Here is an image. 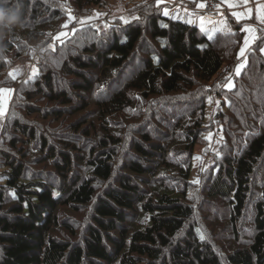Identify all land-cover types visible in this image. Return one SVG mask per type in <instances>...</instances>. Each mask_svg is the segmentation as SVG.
Masks as SVG:
<instances>
[{"label":"trees","instance_id":"obj_1","mask_svg":"<svg viewBox=\"0 0 264 264\" xmlns=\"http://www.w3.org/2000/svg\"><path fill=\"white\" fill-rule=\"evenodd\" d=\"M81 1L99 5L104 0ZM182 2L192 9L199 0ZM156 4L153 1L147 10L149 14H143L142 25H128L119 36L113 35L109 44L84 49L89 51L86 59L71 56L68 63L62 65L64 75L72 79L71 87L88 93L96 87L89 77L90 72L111 73L136 63L137 70L123 87L98 104L104 122L108 115L135 107L137 96L143 101L177 93L197 96L199 84L211 81L223 66L231 73L238 60L243 24L228 13L226 22L233 35L217 34L209 39L197 25L163 16L161 10L166 3L162 2L159 7ZM257 31V38L247 51L245 65L234 75L233 86L244 95L253 94L255 109L264 112V56L258 47L264 40V26L258 25ZM21 32L31 33L26 29ZM144 39L154 43V47L141 52ZM5 50L10 53L14 49L11 46ZM71 63L73 68L68 65ZM5 69V62L1 60L0 71ZM42 79L43 83L34 80L30 86H47L49 90L44 92V97L48 101L70 103L65 91L54 90L49 73L43 74ZM27 110L37 112L30 106ZM50 114L60 116L61 110L54 107ZM168 117L173 122L164 123L172 132L162 141L140 134L141 140L133 141L136 156L123 167L127 172H117L115 176L112 166L115 152L110 146H119L122 139L103 125L101 151L89 163L94 178L107 181L98 196L92 181L79 175L67 183L46 185L43 181L24 178L19 163L6 161L0 169V186L5 188V193L0 192V203L8 197L13 203L6 213H0V264H221L214 250L199 239L194 228L179 237L193 214L192 207L183 201L188 190V156L198 144L205 124V98L184 114ZM257 119L258 131L247 139L236 159L219 169L207 188L208 197L229 199L230 221L235 228L246 209L254 166L264 154V122L260 117ZM74 125L75 129L79 127ZM14 126L27 135L33 132L25 126ZM38 138L42 143L43 137L38 135ZM57 168L62 173L67 170L63 164ZM141 184L147 189L141 188ZM95 196L94 225L87 227V236L81 245L49 235L57 222L55 212L59 206H84ZM261 196L264 200V187ZM253 209L252 239L247 248L227 254L229 264H264V201L255 202Z\"/></svg>","mask_w":264,"mask_h":264},{"label":"rangeland","instance_id":"obj_2","mask_svg":"<svg viewBox=\"0 0 264 264\" xmlns=\"http://www.w3.org/2000/svg\"><path fill=\"white\" fill-rule=\"evenodd\" d=\"M153 1L157 2L104 0L99 5H93L81 0H0V61L3 60L6 65V69L0 71V89L12 90L5 96L4 111L0 115V169L6 165V161L19 163L24 178L43 181L46 185L63 184V181L67 183L79 175L92 181L96 194L101 193L107 181L95 179L89 163L101 151L99 141L105 132L103 125H107L113 135H120L122 139L119 146H110L115 152L112 159L115 176L117 172H127L123 167L131 157L136 156L133 141L141 140L140 134H149L153 141H162L165 135L172 132L164 123L173 122L168 116L181 112L184 114L193 104L205 98V124L200 131L198 144L194 145L188 156V190L183 201L192 207L193 214L186 221L179 237H184L189 228H194L199 239L214 250L220 263L229 264L227 254L235 249L247 248L254 233L253 204L264 201L261 196L264 187V154L254 166L246 209L238 220L237 228L231 225L229 199L210 198L207 188L219 169H223L228 161L236 159L247 139L258 131L260 124L257 118L260 117L261 122H264V112L254 107L256 98H253V94L244 95L233 86L234 75H238L235 70L240 66L241 72L246 63L247 51L256 40L250 42L243 57H238L248 35L243 29L254 28L257 37L258 25L264 24L255 20V7L264 4V0H257L256 4L249 0L246 7L231 9L220 0L222 13L218 18L195 17L182 0H162L166 3L161 10L163 16L164 9L169 11L166 17H174L179 13L178 19L187 23L191 20L190 24L197 25L200 30L201 20L204 21V28L211 30L226 21L227 13L233 17L232 12L253 9V19L239 21L243 24V33L233 71L229 73L223 66L219 75L207 83L199 84L197 96L177 93L148 101L140 100L137 96L135 107L108 115L104 122L98 104L123 87L137 70L136 63L135 68H123L111 73L87 72L96 84L88 93L75 91L70 85L72 79L61 70L63 63H68L71 56L86 59L89 51L85 52L84 49L109 44L111 37L119 36L128 25H142L143 14H149L147 10L152 7ZM18 13H21L22 23L17 20ZM122 18L129 22H122ZM21 29L31 33H23ZM58 35L59 40L55 39ZM142 43L141 52L154 47V43L147 39ZM11 46L14 50L8 53L5 49ZM258 47L264 56L261 52L264 40ZM68 65L73 68L72 63ZM34 69L35 76L32 75ZM10 73L15 74V78ZM46 73L50 75L54 90L67 93L71 99L69 104L48 101L44 97V92L49 90L47 86H30L34 80L43 83L42 76ZM229 82L231 87H228ZM236 83L239 85L238 80ZM28 106L37 112L29 113ZM54 107L61 110L60 116L50 114ZM14 124L20 128H31L33 132L24 134L19 128L15 129ZM74 124L79 127L75 129ZM38 135L43 137L42 143ZM62 164L67 167L63 173L57 168V165ZM110 182H114V177ZM172 183L175 185V181ZM140 186L147 189L142 184ZM0 192L5 193L3 186H0ZM12 203L9 197L5 198L0 203V213H6ZM95 203L96 196L84 206H59L55 212L57 222L49 235L59 241L81 245L87 236V227L94 225L92 212Z\"/></svg>","mask_w":264,"mask_h":264},{"label":"snow or ice","instance_id":"obj_3","mask_svg":"<svg viewBox=\"0 0 264 264\" xmlns=\"http://www.w3.org/2000/svg\"><path fill=\"white\" fill-rule=\"evenodd\" d=\"M249 2V0H222L223 4H226L228 8H237V7H241V6H245L247 5V3ZM252 2L254 4L257 3V0H252ZM162 3V0H157V4L156 6L159 7V5ZM197 7L200 9H203L206 7V4L204 3V0H199V2L197 3ZM219 7V5L217 6ZM163 14L165 16L169 15V11L167 9L163 10ZM232 16L236 19L237 22L245 20V19H253V9L251 8H247L245 12H232L231 13ZM99 15V14H97ZM70 19H72V17H69ZM139 17H133V19H138ZM173 19H177L179 18L178 14L177 16L171 17ZM255 20L259 23V24H264V4H259L258 6L255 7ZM122 22L124 23H128L129 21L127 19L122 18ZM189 23H191V20L188 21ZM201 31L205 32V34L208 36L209 39H214L215 36L217 34H227V35H233V33L230 31V29L228 28L227 22L225 21L222 25L216 27L215 29H211V30H206L204 28V21L201 20ZM66 26V25H65ZM243 31H245L248 35L244 40V47H242L240 49V52L238 54V57H243L245 55V51L246 49L250 46V42L254 41L257 37L254 35L255 33V29L252 27H246L243 29ZM55 39L59 40L60 36L58 35ZM261 52L264 53V49H261ZM236 73L239 74L240 72V66H238L236 68ZM33 76L36 75V70H33ZM10 76H12L13 78H15V74L10 73ZM228 87H231V83L229 82ZM12 90H4V89H0V115L3 114L4 111V99L6 94L10 93ZM198 182V181H197Z\"/></svg>","mask_w":264,"mask_h":264},{"label":"built area","instance_id":"obj_4","mask_svg":"<svg viewBox=\"0 0 264 264\" xmlns=\"http://www.w3.org/2000/svg\"><path fill=\"white\" fill-rule=\"evenodd\" d=\"M206 7L203 9L192 8L191 14L195 17L218 18L222 13V9L217 0H205ZM219 5V7H217Z\"/></svg>","mask_w":264,"mask_h":264},{"label":"clouds","instance_id":"obj_5","mask_svg":"<svg viewBox=\"0 0 264 264\" xmlns=\"http://www.w3.org/2000/svg\"><path fill=\"white\" fill-rule=\"evenodd\" d=\"M17 20L19 23H22V16H21V13H18L17 14Z\"/></svg>","mask_w":264,"mask_h":264},{"label":"crops","instance_id":"obj_6","mask_svg":"<svg viewBox=\"0 0 264 264\" xmlns=\"http://www.w3.org/2000/svg\"><path fill=\"white\" fill-rule=\"evenodd\" d=\"M177 14V13H176ZM179 14V13H178ZM173 15H175V13L173 14ZM209 29H211V28H209ZM213 29H214V27H213Z\"/></svg>","mask_w":264,"mask_h":264}]
</instances>
